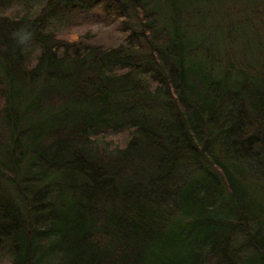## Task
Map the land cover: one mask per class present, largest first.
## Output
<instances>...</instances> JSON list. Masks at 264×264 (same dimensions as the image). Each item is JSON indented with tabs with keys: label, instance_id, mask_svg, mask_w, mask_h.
Returning a JSON list of instances; mask_svg holds the SVG:
<instances>
[{
	"label": "trees",
	"instance_id": "trees-1",
	"mask_svg": "<svg viewBox=\"0 0 264 264\" xmlns=\"http://www.w3.org/2000/svg\"><path fill=\"white\" fill-rule=\"evenodd\" d=\"M191 4L0 0V264H264V203L208 127L231 97L220 134L264 157V79L192 58ZM93 10L124 43L59 33Z\"/></svg>",
	"mask_w": 264,
	"mask_h": 264
},
{
	"label": "rangeland",
	"instance_id": "rangeland-1",
	"mask_svg": "<svg viewBox=\"0 0 264 264\" xmlns=\"http://www.w3.org/2000/svg\"><path fill=\"white\" fill-rule=\"evenodd\" d=\"M188 15L190 29L185 31L194 43L192 58L196 57L217 76L231 81L264 79V0H192ZM131 20L140 24L138 16ZM64 25L59 33L69 40L77 36L83 37L90 31L97 34L94 38L96 44L114 47L124 43L117 22L98 10L75 14ZM136 31L143 33L140 28ZM139 43L137 52L143 57L149 55L147 40L139 38ZM210 101L211 99L207 101V105ZM232 102L231 97H225L221 103L212 105V109L216 110V120L208 127L216 131L215 138L219 144L215 147L216 155L225 166L231 165L227 163H234L230 169L233 177H236L238 171L242 187L256 201L264 203V157L249 154V145L241 142H238L241 144V154H236L230 139L223 137L219 131L227 126L222 116ZM193 172L199 176V183H209V174L205 171L193 168ZM0 189L5 191L4 187Z\"/></svg>",
	"mask_w": 264,
	"mask_h": 264
}]
</instances>
